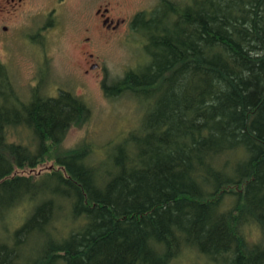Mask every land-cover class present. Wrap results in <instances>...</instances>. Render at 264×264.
<instances>
[{"label": "trees", "instance_id": "obj_1", "mask_svg": "<svg viewBox=\"0 0 264 264\" xmlns=\"http://www.w3.org/2000/svg\"><path fill=\"white\" fill-rule=\"evenodd\" d=\"M185 3L136 14L145 60L102 85L149 104L138 126L43 176L21 172L90 110L39 85L22 101L0 64V264H264V0ZM22 129L27 142L10 141Z\"/></svg>", "mask_w": 264, "mask_h": 264}, {"label": "rangeland", "instance_id": "obj_2", "mask_svg": "<svg viewBox=\"0 0 264 264\" xmlns=\"http://www.w3.org/2000/svg\"><path fill=\"white\" fill-rule=\"evenodd\" d=\"M160 1L23 0L21 7H8V14L0 0V64L16 95L27 101L38 85L45 96L55 97L64 90L81 98L90 110L85 124L70 127L60 145L51 148L42 163L34 169L25 168L21 174L43 176L56 168L55 157L75 150L83 141L102 152L106 143L119 140L138 126L149 104L128 94L108 98L102 85L105 82L112 86L129 69H138L143 63L144 41L131 22L136 14L151 12ZM170 1L183 4L190 0ZM105 8L108 19L113 24L119 22L115 30L105 29L95 14L97 9ZM3 27L7 29L3 31ZM25 135L23 129L12 132L10 141L27 142ZM100 157L95 150L91 160L96 162ZM9 223L8 217L0 221L1 241L8 237ZM243 230L250 241H256L253 225H246ZM172 264L208 263L188 254Z\"/></svg>", "mask_w": 264, "mask_h": 264}, {"label": "flooded vegetation", "instance_id": "obj_3", "mask_svg": "<svg viewBox=\"0 0 264 264\" xmlns=\"http://www.w3.org/2000/svg\"><path fill=\"white\" fill-rule=\"evenodd\" d=\"M1 1L4 2L5 11L8 14H9V10H6L8 7L16 9L18 6L21 7V5L23 4V0H1ZM107 13H108L107 8L103 10L97 9L95 12L96 16L100 18L101 24L102 26H104L105 29L115 30L117 26L119 25V22L117 21L113 24V22L108 19ZM49 24L50 23L47 22L46 25H49ZM2 29L3 31H5L7 28L3 27ZM85 40L88 41L89 40L88 37Z\"/></svg>", "mask_w": 264, "mask_h": 264}]
</instances>
